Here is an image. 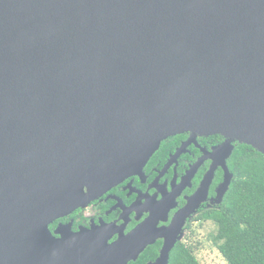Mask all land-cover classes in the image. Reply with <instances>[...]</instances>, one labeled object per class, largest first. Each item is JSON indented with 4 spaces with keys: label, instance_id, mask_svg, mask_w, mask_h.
<instances>
[{
    "label": "water",
    "instance_id": "95a60500",
    "mask_svg": "<svg viewBox=\"0 0 264 264\" xmlns=\"http://www.w3.org/2000/svg\"><path fill=\"white\" fill-rule=\"evenodd\" d=\"M184 132L264 154V0H0V264L136 259L49 224Z\"/></svg>",
    "mask_w": 264,
    "mask_h": 264
},
{
    "label": "flooded vegetation",
    "instance_id": "af4514ba",
    "mask_svg": "<svg viewBox=\"0 0 264 264\" xmlns=\"http://www.w3.org/2000/svg\"><path fill=\"white\" fill-rule=\"evenodd\" d=\"M225 141L220 134L171 135L140 172L126 177L86 206L54 219L49 229L60 237L56 231L59 227L79 232L103 226L110 244L124 240L116 251L141 250L126 264L155 262L174 241L168 251L170 264L177 249L192 251L196 225L204 227L209 222L207 214L224 204L235 178L231 163L239 145L234 142L230 150L223 146ZM228 177L229 189L221 197ZM193 207L194 211L185 216V211Z\"/></svg>",
    "mask_w": 264,
    "mask_h": 264
},
{
    "label": "trees",
    "instance_id": "16d2710c",
    "mask_svg": "<svg viewBox=\"0 0 264 264\" xmlns=\"http://www.w3.org/2000/svg\"><path fill=\"white\" fill-rule=\"evenodd\" d=\"M235 178L220 210L207 214L209 234L228 264H264V154L239 144L232 159ZM170 264H200L177 249Z\"/></svg>",
    "mask_w": 264,
    "mask_h": 264
},
{
    "label": "rangeland",
    "instance_id": "374dc122",
    "mask_svg": "<svg viewBox=\"0 0 264 264\" xmlns=\"http://www.w3.org/2000/svg\"><path fill=\"white\" fill-rule=\"evenodd\" d=\"M195 230L191 239V255L195 256L200 264H228L218 247L209 239V234L216 230V225L208 222L204 227L196 225Z\"/></svg>",
    "mask_w": 264,
    "mask_h": 264
}]
</instances>
